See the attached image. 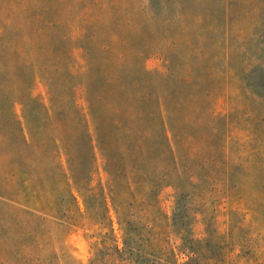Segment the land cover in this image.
Wrapping results in <instances>:
<instances>
[{"label":"rangeland","instance_id":"374dc122","mask_svg":"<svg viewBox=\"0 0 264 264\" xmlns=\"http://www.w3.org/2000/svg\"><path fill=\"white\" fill-rule=\"evenodd\" d=\"M0 264H264V0H0Z\"/></svg>","mask_w":264,"mask_h":264}]
</instances>
